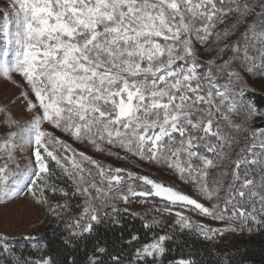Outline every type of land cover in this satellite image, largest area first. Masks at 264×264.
Masks as SVG:
<instances>
[{"label":"snow or ice","instance_id":"6c2138e0","mask_svg":"<svg viewBox=\"0 0 264 264\" xmlns=\"http://www.w3.org/2000/svg\"><path fill=\"white\" fill-rule=\"evenodd\" d=\"M0 83L16 90L0 103V206L23 196L64 220L79 264H199L186 237L214 250L264 232V0H5ZM137 219L146 242L122 231ZM101 228L121 230L113 251ZM169 243L187 256L166 260Z\"/></svg>","mask_w":264,"mask_h":264},{"label":"trees","instance_id":"16d2710c","mask_svg":"<svg viewBox=\"0 0 264 264\" xmlns=\"http://www.w3.org/2000/svg\"><path fill=\"white\" fill-rule=\"evenodd\" d=\"M255 99L258 104H264V91L256 87ZM75 211V210H74ZM68 223L71 222L70 218H65ZM151 219V218H149ZM171 223V220H169ZM136 230L141 236V241L146 242L147 236L150 235L141 227V221L128 220L126 221V227L122 230L125 238L128 237L130 230ZM120 229H103L99 230L98 239L103 244L107 242L110 251H113L114 245H119L118 233ZM159 231V230H158ZM262 233V232H261ZM7 240H0V248L7 246L11 251L9 253H0V264H16V261L30 260L35 261L41 256L51 255L58 262L64 260L67 256L73 255L77 259V264L84 257V244L78 249L72 250L70 247L65 246L63 241L68 239V230L64 220H59L52 228L45 231L39 243L35 247L32 246V242L22 239V236H5ZM187 243L192 244L191 252L195 255V258L199 264H217L216 253H233L235 255L231 257L233 264H240L241 261L244 264H264V239L241 242L236 245H229L224 241L218 243L215 249H211L208 244L200 241H192L189 238H185ZM92 241L87 242V248L91 249ZM169 248H175V251L169 252L166 260L175 259L181 255V248H184V255L187 256L188 249L185 244L182 243H169ZM115 251H119L117 247ZM127 248L125 246V255L127 254Z\"/></svg>","mask_w":264,"mask_h":264},{"label":"rangeland","instance_id":"374dc122","mask_svg":"<svg viewBox=\"0 0 264 264\" xmlns=\"http://www.w3.org/2000/svg\"><path fill=\"white\" fill-rule=\"evenodd\" d=\"M5 0H0V7L3 6ZM256 87L264 91L259 83ZM15 89L11 88L10 85L0 83V103H7L8 99L12 98L15 94ZM0 119H3L0 116ZM77 147H79L77 145ZM114 166H126L124 161H111ZM139 171L140 169H134ZM143 174H150L153 178L157 180L164 181L165 183L170 182L173 178L168 174H165L154 167L145 166L143 169ZM179 185V182H177ZM185 191L188 189L185 187ZM60 197H53V200H59ZM152 207L151 203L146 204H134L132 205L133 210L139 211L141 213L147 211ZM154 215H159L154 213ZM148 218H151L149 216ZM198 219V217H197ZM59 221V220H58ZM58 221H54L51 216L46 215L44 208L36 206L31 203L28 198L21 197L16 201L15 204H8L7 206H0V235L2 236H24V235H35L41 238L43 233L48 229L52 228ZM208 223H214L212 221H206ZM264 239V232L256 234L253 233L248 235L247 233L242 235H225L223 241L229 245H236L241 242H252Z\"/></svg>","mask_w":264,"mask_h":264}]
</instances>
